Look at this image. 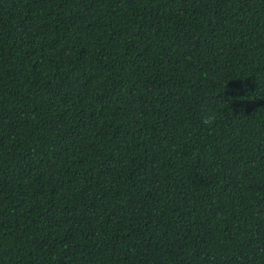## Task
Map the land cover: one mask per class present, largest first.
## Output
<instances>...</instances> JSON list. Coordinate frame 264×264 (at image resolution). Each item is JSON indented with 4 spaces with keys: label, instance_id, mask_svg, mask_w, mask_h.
Returning <instances> with one entry per match:
<instances>
[{
    "label": "trees",
    "instance_id": "obj_1",
    "mask_svg": "<svg viewBox=\"0 0 264 264\" xmlns=\"http://www.w3.org/2000/svg\"><path fill=\"white\" fill-rule=\"evenodd\" d=\"M0 264H264V0H0Z\"/></svg>",
    "mask_w": 264,
    "mask_h": 264
}]
</instances>
